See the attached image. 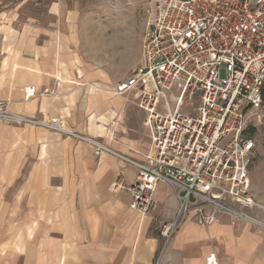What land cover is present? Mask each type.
Returning a JSON list of instances; mask_svg holds the SVG:
<instances>
[{"label":"crops","instance_id":"obj_1","mask_svg":"<svg viewBox=\"0 0 264 264\" xmlns=\"http://www.w3.org/2000/svg\"><path fill=\"white\" fill-rule=\"evenodd\" d=\"M30 39L15 43L10 54L0 42V99L28 117L58 116L65 128L141 160L149 146L144 112L124 95L88 90L91 82L113 86L115 77L66 51L60 59L42 57L45 47ZM29 85L52 93L25 101ZM263 161L249 169L256 201L263 200L256 181ZM135 174L72 137L29 124L0 125V264H202L211 254L218 264H264V228L231 223L226 215L207 228L188 219L163 245L160 226L177 208L170 188L158 184V207L145 218L129 208L127 192L109 190L119 177L131 182Z\"/></svg>","mask_w":264,"mask_h":264},{"label":"built area","instance_id":"obj_2","mask_svg":"<svg viewBox=\"0 0 264 264\" xmlns=\"http://www.w3.org/2000/svg\"><path fill=\"white\" fill-rule=\"evenodd\" d=\"M140 63L123 81L103 91L131 94L144 112L149 140L141 160L119 153L98 139L64 127L60 117L36 119L13 112L0 99V125L29 124L82 141L100 157L109 154L135 168L109 190L130 196L139 217L152 215L156 190L166 184L176 200L174 217L159 229L163 245L188 220L204 227L219 215L264 223L247 214L259 208L249 176L264 120V0H151ZM37 93L23 88V100ZM187 108H189L187 110ZM202 264H218L214 254Z\"/></svg>","mask_w":264,"mask_h":264},{"label":"rangeland","instance_id":"obj_3","mask_svg":"<svg viewBox=\"0 0 264 264\" xmlns=\"http://www.w3.org/2000/svg\"><path fill=\"white\" fill-rule=\"evenodd\" d=\"M150 1L0 0V42L7 44L6 51L10 54L15 43L31 40L30 37L34 36L35 42L45 47L42 57L60 59L64 56L63 51L72 53L84 64L100 69L107 79L115 77L116 83L126 79L140 63ZM27 32L30 34L27 35ZM80 60L76 61L80 63ZM93 83L90 87L87 85L88 90L95 88ZM107 84L109 82L104 81L97 87L105 89L109 87ZM124 96L128 104L134 105L131 94ZM143 136L149 145L145 129ZM252 137L256 149L250 168L256 159H264V120L255 128ZM261 164L256 181L263 200H257L260 207L247 214L264 223V161Z\"/></svg>","mask_w":264,"mask_h":264}]
</instances>
